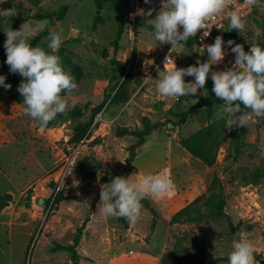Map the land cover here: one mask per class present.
<instances>
[{
    "label": "rangeland",
    "instance_id": "obj_1",
    "mask_svg": "<svg viewBox=\"0 0 264 264\" xmlns=\"http://www.w3.org/2000/svg\"><path fill=\"white\" fill-rule=\"evenodd\" d=\"M5 2L0 0V8ZM10 6L14 10L11 17L25 19L15 30L22 24L31 26V41L47 29V36L34 46L48 50L50 33L63 30L57 54L78 85L66 96V110L76 107L83 115L47 129L35 128L24 112L25 106L12 102L0 89V195L7 193L12 198L0 211V264H151L142 253L162 257L174 250L176 243L183 248L175 249L178 257L198 258L195 241L202 246L205 262L222 259L217 264H228L232 243L240 238L251 242L264 259V117H254L246 127L226 126L223 120L224 143L211 167L179 146L181 138L218 120L215 113L223 103L201 108L179 123V114L195 104V96H208V92L198 89L194 96L169 98L156 90L166 57L180 68L195 64V54L201 56L197 47L188 49L178 44L172 48L154 39L149 20L163 7L153 9L151 16L141 10L133 27L129 0H101L98 23L93 28L95 0H11ZM63 6L66 11L60 18ZM120 12L125 22L114 51ZM34 14L50 17L34 20L30 18ZM11 17H4L2 22ZM245 19L246 27L236 30L234 42L245 51L251 45L264 47V0H257ZM5 39L6 35L0 38V51L4 52ZM4 61H0V74L6 78L16 74ZM184 79L189 82L194 77ZM103 100L105 105L86 135L78 143L71 142L75 127L87 122L90 110ZM241 112L249 113L250 109L242 106ZM145 120L152 128L136 151L129 175L167 169L176 190L159 200L146 197L155 217L142 207L135 223L124 217L123 224L119 217L102 213L100 192L102 185L107 187L105 184L125 170L127 149L135 142L134 137L118 136L117 132L140 131ZM236 146L239 150L234 159ZM90 172L93 175L82 180ZM215 176L219 186L212 188ZM60 190L70 199L55 204L53 198ZM218 192L222 193L228 219L219 216L169 223L173 214L195 198ZM47 199L51 200L48 205L38 203ZM92 202L95 205L90 208ZM201 211L208 213L209 209L202 207ZM85 219L88 222L76 248L79 258L73 261L70 253L57 250V246L72 244L76 229ZM130 251L132 254L126 256ZM178 257L168 264L176 263ZM181 264L200 263L184 259Z\"/></svg>",
    "mask_w": 264,
    "mask_h": 264
},
{
    "label": "clouds",
    "instance_id": "obj_2",
    "mask_svg": "<svg viewBox=\"0 0 264 264\" xmlns=\"http://www.w3.org/2000/svg\"><path fill=\"white\" fill-rule=\"evenodd\" d=\"M249 2L255 4L257 0ZM228 4L229 0H163V8L149 20L154 39L174 48L203 29L200 37L203 40L210 35L206 22L223 14ZM152 11L149 9L147 15L151 16ZM13 14L12 8H0V17L9 18ZM227 15L228 31L245 29L247 21L239 13L230 11ZM62 31L50 33L48 50L32 45L31 26L22 24L18 30L9 28L4 31V62L11 73H18L23 78L17 90L23 96L24 112L41 128L66 111V96L78 87L75 77L65 69L57 54L63 41ZM229 48L235 55L233 67L214 70L213 66L219 65L228 55ZM206 54L207 60L201 62L198 59L195 64L180 68L166 57L164 75L156 79L158 93L169 98L194 96L198 89H205L206 80L211 79L212 92L224 102L215 113L216 119L225 120L226 126L246 127L254 117H264V47L251 45L245 51L241 44L231 39L225 41L218 35L214 43L206 45ZM185 77H194V80L185 82ZM0 86L11 88L3 74H0ZM241 106L250 112H241ZM68 168L71 173V163ZM105 185L107 187L102 185L100 192L102 213L106 217H125L132 223L140 218L142 201L146 197L159 200L174 195L176 190L167 169L156 174L115 176ZM254 255L251 242L235 239L227 261L228 264H258Z\"/></svg>",
    "mask_w": 264,
    "mask_h": 264
},
{
    "label": "trees",
    "instance_id": "obj_3",
    "mask_svg": "<svg viewBox=\"0 0 264 264\" xmlns=\"http://www.w3.org/2000/svg\"><path fill=\"white\" fill-rule=\"evenodd\" d=\"M11 0H6V2L3 4V8H11L10 6ZM96 3V13L97 16L94 18L92 27L95 28V26L98 23V14L101 10V0H95ZM116 5V3H115ZM66 11V7L63 6L60 9L59 17H63L64 13ZM121 20L118 26V31L116 33L115 39L113 41V50H117V43L120 40L123 24L125 22V16L123 12H120ZM50 17L49 14L45 15H39L34 14L30 18L34 20H44L48 19ZM4 17H0V38L5 36L4 31H6L9 28L16 29L20 23L25 21V19L17 20L16 18L11 17L10 19H7L4 23L3 21ZM260 23V22H259ZM152 29V28H150ZM47 29H44L41 33H39L37 36L33 38L31 41L32 45H36L41 38L47 36ZM223 39L225 41L231 39L235 41L236 39V30H231L228 33H224L222 35ZM186 48L192 49L196 48L194 38L189 37L183 44ZM196 55V60H200L201 62L204 61V58L207 54L203 56ZM6 60V52L0 51V61ZM22 77L16 73L13 76H10L6 78V83L11 84L10 89H5L4 87L0 86V89L3 91V93L6 94L8 99H10L12 102L23 105V96L18 92V85L22 81ZM213 82L211 79L206 80L205 84V90L208 92V96H195L196 102L193 104L190 108H188L186 111H183L179 114L178 122L183 123L188 116L194 115L197 113V111L201 108H208L212 107L214 105H220L224 103L222 100H219L215 94L212 92ZM106 100H103L99 105L93 107L90 110V117L89 120L85 123L79 124L75 127L74 132L70 138V141L73 143H78L81 141V139L86 135L87 130L89 129V126L92 124L94 118L102 111ZM242 107V106H241ZM83 115L82 111L79 108H73L71 110H66L64 113H60L56 116L54 120H51L44 129L50 128L56 123L70 118V119H78ZM35 128H41L38 126V124L32 119ZM222 124L223 120H215L210 123H208L206 126L200 128L199 130L191 133L187 137L181 138L178 142L179 146L183 148L188 155H190L192 158L197 159L201 164L207 167H211L214 165L218 151L222 144L224 143V136L222 132ZM152 126L145 120L143 123V129L142 130H119L117 132L118 136H132L135 138V142L131 144L127 151L128 155L125 159L126 168L125 170L120 174L122 176L127 177L132 169V163L134 159L136 158V151L144 144V137L148 134H150V129ZM235 151V157L238 154V146H236ZM93 173H87L82 176V180H88ZM264 176V173L262 174V177ZM50 185H54L52 182ZM219 186V181L215 177H213L211 187L215 188ZM99 198V194L95 197L94 201L96 202ZM70 197L64 195V190H60L56 193V195L53 198V203L58 204L62 201L69 200ZM12 198L10 194H2L0 195V211L7 207L9 203L11 202ZM50 199L44 200L43 203L45 205H48L50 203ZM142 207L152 213V215L155 217L156 212L151 207L149 201L145 198L142 201ZM205 207L209 209L208 213H204L201 211V208ZM224 216L226 219H228V216L224 212V200L221 192L218 193H211L210 195H201L197 198H195L193 201H191L189 204L178 210L175 214L172 215V217L169 220L170 224H176V223H184V222H200L204 218L208 217H219ZM119 220L125 224L124 217H119ZM88 222V219H85L82 224L76 229V233L72 239V244L67 246H57V250H63L71 255V259L73 261H77L79 256L77 254L76 248L80 244V240L82 237L83 230L85 229L86 223ZM195 247L197 251L199 252L200 256L198 258H182L178 257V254L176 252V248L183 249L182 246L179 243L175 244L174 250L167 252L162 255L159 264H168L171 260H173L175 257H178V261L174 264H181L182 260L187 261H198L200 264H217L220 261H223L222 259H216L211 260L208 262H205L202 256V246L198 242H194ZM255 252V251H254ZM255 261H257L260 264H264V259L258 255L257 252H255L254 255Z\"/></svg>",
    "mask_w": 264,
    "mask_h": 264
},
{
    "label": "built area",
    "instance_id": "obj_4",
    "mask_svg": "<svg viewBox=\"0 0 264 264\" xmlns=\"http://www.w3.org/2000/svg\"><path fill=\"white\" fill-rule=\"evenodd\" d=\"M130 1V23L134 27L135 19L139 12L148 11L149 9H157L163 7V0H150V3H145V0H129ZM254 7L253 3L249 0H229L227 10L220 15L214 16L211 20L206 22L207 29L210 31V35L203 40H201V34L203 29L199 30L197 34L193 37L195 45L199 51V55L203 56L206 54V45L214 43L215 37L224 33H228L229 29V19L227 13L230 11H236L244 19L250 15ZM142 10V11H141ZM182 30V29H181ZM185 42V41H184ZM182 42L181 44H184ZM205 48V50H204ZM207 60V55L204 61ZM235 55L231 53L230 48L228 50V55L225 56L224 60L219 64L213 66L214 70H225L227 68H232L234 65ZM132 252L125 253L126 256L131 255ZM116 257V256H115Z\"/></svg>",
    "mask_w": 264,
    "mask_h": 264
},
{
    "label": "crops",
    "instance_id": "obj_5",
    "mask_svg": "<svg viewBox=\"0 0 264 264\" xmlns=\"http://www.w3.org/2000/svg\"><path fill=\"white\" fill-rule=\"evenodd\" d=\"M134 254V253H133ZM135 255V254H134ZM142 255H145V256H147L148 258H150L151 259V264H159V262H160V259H161V255H159V254H156V255H153V254H150V253H142ZM130 258V257H129ZM135 263H138V261L137 260H135ZM123 264H125V263H123Z\"/></svg>",
    "mask_w": 264,
    "mask_h": 264
},
{
    "label": "water",
    "instance_id": "obj_6",
    "mask_svg": "<svg viewBox=\"0 0 264 264\" xmlns=\"http://www.w3.org/2000/svg\"><path fill=\"white\" fill-rule=\"evenodd\" d=\"M38 203H39V204H42V203H43V200H39ZM93 205H95V202L90 203V208H91ZM74 264H77V262H74Z\"/></svg>",
    "mask_w": 264,
    "mask_h": 264
},
{
    "label": "bare ground",
    "instance_id": "obj_7",
    "mask_svg": "<svg viewBox=\"0 0 264 264\" xmlns=\"http://www.w3.org/2000/svg\"><path fill=\"white\" fill-rule=\"evenodd\" d=\"M119 261V260H118ZM121 262V261H120ZM117 264V263H116Z\"/></svg>",
    "mask_w": 264,
    "mask_h": 264
}]
</instances>
